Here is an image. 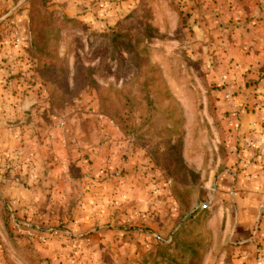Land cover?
Wrapping results in <instances>:
<instances>
[{
  "label": "rangeland",
  "instance_id": "374dc122",
  "mask_svg": "<svg viewBox=\"0 0 264 264\" xmlns=\"http://www.w3.org/2000/svg\"><path fill=\"white\" fill-rule=\"evenodd\" d=\"M76 2L0 0V47L17 78L15 112L0 120V138L14 137L11 150L0 143L5 261L233 264L214 199L237 90L217 79L215 50L192 25L198 2L170 0L180 15L172 33L153 26L147 6L98 29ZM256 71L247 86L264 64ZM82 212L98 219L78 236Z\"/></svg>",
  "mask_w": 264,
  "mask_h": 264
},
{
  "label": "crops",
  "instance_id": "0c3cea01",
  "mask_svg": "<svg viewBox=\"0 0 264 264\" xmlns=\"http://www.w3.org/2000/svg\"><path fill=\"white\" fill-rule=\"evenodd\" d=\"M76 1L80 10L73 11L86 12L85 18L93 20L98 29L114 27L131 9L137 8L140 13L146 6L151 11L150 22L159 31L172 33L180 26L179 12L170 0H98L100 6L93 9H83V0ZM189 1L198 2V7L192 9L198 19L192 25L198 29V36L208 42V47L215 50L217 79L237 90L234 106L230 108L235 133L230 140L227 164L216 184L215 218L223 223L224 242L233 244L230 249L233 264H255L258 256H264V77L254 85L247 86L243 81L255 77L256 70L264 64V9L260 0H228L232 6L229 8L222 4L224 0H214L213 5L211 0ZM3 45L0 47V120H5L4 110L11 116L15 112L8 98L17 81L12 77L15 68L12 53L8 45ZM3 133L0 129V136ZM6 133L11 140L0 138V143L6 141L2 145L10 149L8 143H13L14 137L12 131ZM251 137L256 138L255 146L249 145ZM82 206L86 204L79 205ZM93 217L89 212L77 215L78 236L86 232L81 223L98 219ZM101 233L94 230L89 239L100 240ZM215 235L219 240L220 234ZM12 253L9 245L3 248L0 245V264H11L5 261L4 254L12 256Z\"/></svg>",
  "mask_w": 264,
  "mask_h": 264
},
{
  "label": "built area",
  "instance_id": "2783aa9c",
  "mask_svg": "<svg viewBox=\"0 0 264 264\" xmlns=\"http://www.w3.org/2000/svg\"><path fill=\"white\" fill-rule=\"evenodd\" d=\"M249 145H251V146H255L256 145V138L255 137H251L250 138Z\"/></svg>",
  "mask_w": 264,
  "mask_h": 264
},
{
  "label": "water",
  "instance_id": "95a60500",
  "mask_svg": "<svg viewBox=\"0 0 264 264\" xmlns=\"http://www.w3.org/2000/svg\"><path fill=\"white\" fill-rule=\"evenodd\" d=\"M1 21V20H0Z\"/></svg>",
  "mask_w": 264,
  "mask_h": 264
}]
</instances>
